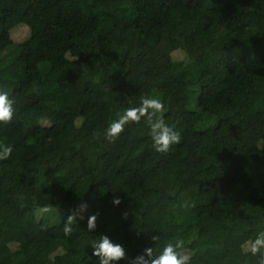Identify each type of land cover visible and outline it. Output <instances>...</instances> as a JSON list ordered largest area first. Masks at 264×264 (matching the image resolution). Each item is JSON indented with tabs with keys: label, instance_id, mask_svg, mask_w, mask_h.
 <instances>
[{
	"label": "trees",
	"instance_id": "obj_1",
	"mask_svg": "<svg viewBox=\"0 0 264 264\" xmlns=\"http://www.w3.org/2000/svg\"><path fill=\"white\" fill-rule=\"evenodd\" d=\"M0 91V264H98L100 235L129 257L179 238L189 264H264L245 247L264 232V0H0ZM142 96L182 134L166 154L144 120L105 138Z\"/></svg>",
	"mask_w": 264,
	"mask_h": 264
},
{
	"label": "clouds",
	"instance_id": "obj_2",
	"mask_svg": "<svg viewBox=\"0 0 264 264\" xmlns=\"http://www.w3.org/2000/svg\"><path fill=\"white\" fill-rule=\"evenodd\" d=\"M13 105L14 100L9 97L8 93L0 91V122L10 123L14 119L16 110ZM166 111L167 109L161 99L142 96L138 106L123 109L115 119L109 121L104 132L105 138L109 142H115L130 123H139L144 120L148 126L152 148L157 153L166 154L173 146L180 145L183 139L181 132L175 125L166 122ZM12 150L11 146H0V159H7ZM112 203L119 206L122 201L119 197H115ZM87 209V204H80L78 208L72 210L70 215H67L62 229L65 236H71L73 225L78 222V219L84 218L82 214L86 213ZM43 210L45 212L50 211L47 207ZM97 217L98 214L86 217L87 231L93 232L97 228ZM140 234L141 232L137 233V235ZM152 239L156 240L157 237L154 236ZM183 245L184 241L177 238L164 242L162 246L156 244L155 247H144L140 254L129 257L128 250L123 243L108 235H100L91 244V256L96 258L98 264H120L121 261H128V264H189V258L177 252V249ZM245 247L252 255L264 254V232L259 233L257 238L250 241ZM156 248L159 250L156 251Z\"/></svg>",
	"mask_w": 264,
	"mask_h": 264
},
{
	"label": "rangeland",
	"instance_id": "obj_3",
	"mask_svg": "<svg viewBox=\"0 0 264 264\" xmlns=\"http://www.w3.org/2000/svg\"><path fill=\"white\" fill-rule=\"evenodd\" d=\"M26 37H28V32L26 33V30H22V31L19 30V33H16L17 42L23 41ZM3 56H6L4 58V64L7 63V60H10L12 58V57H8L7 58V51H5L2 54L1 59H2ZM174 56H175L176 59H183L184 58V54L181 53V52L176 53Z\"/></svg>",
	"mask_w": 264,
	"mask_h": 264
}]
</instances>
